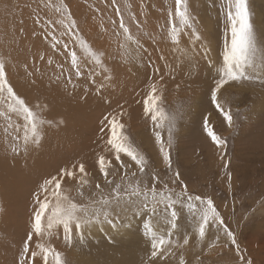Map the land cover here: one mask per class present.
<instances>
[{
  "label": "rangeland",
  "instance_id": "obj_1",
  "mask_svg": "<svg viewBox=\"0 0 264 264\" xmlns=\"http://www.w3.org/2000/svg\"><path fill=\"white\" fill-rule=\"evenodd\" d=\"M63 2L76 21L77 27L71 31L58 23L64 19L62 14L44 6L47 0H0V56L6 60L10 85L31 106L47 105L48 119L65 121L59 128L46 127L40 145H32L25 152L22 140L11 139L15 135L12 129L5 141L6 122L0 117V264H16L38 207L33 194L44 179L65 166L83 162L90 181L85 194L95 191L96 182L108 194L110 187L99 175L96 160L102 154L114 161L105 151L100 132L103 117L114 114L125 125L123 134L148 160L140 179L150 183L155 172L160 178L159 189L167 183L179 192L181 186L172 183L178 172L190 193L213 200L225 225L236 235L245 261L264 264V83L259 79L242 85L233 83L222 90L221 99L227 97L230 101L232 127L227 126L210 100L216 70L222 65L224 46L231 37L226 0H189L200 39L191 37L192 28L183 26L179 44L168 36V11L170 7L174 9V0ZM52 3L59 4L60 0ZM248 6L257 44L264 48V0H248ZM117 8L138 43L125 39ZM176 25L180 27L179 21ZM77 36L105 53L103 66H96L86 56ZM69 51L77 52L83 72L80 77L66 55ZM260 71L264 75V69ZM69 78L72 84L65 89ZM101 83L104 86L97 91ZM151 83L162 88L158 107L168 117L159 129H154L150 116L144 114V99ZM121 112L123 115H119ZM209 114L211 125L226 140V147H217L204 133L203 119ZM169 120L171 146L167 144ZM18 121L22 122V118L13 116L12 125H18ZM154 131L161 132L169 150L171 170L163 164ZM13 144L18 147L16 153L11 151ZM124 159L128 162V158ZM123 172L121 169L120 174L109 179L119 180ZM129 179L135 182V178ZM70 184L63 186L68 188ZM72 195L76 196L75 191ZM162 208L161 205L160 228L166 233L169 226ZM177 211L180 229L171 239L182 243L187 232L190 243L183 249L175 248L176 255L168 257V264H179L181 254L186 264H197V258L204 264H237L236 249L230 244L224 247L222 231L218 241L213 229L204 242H198L193 217L179 205ZM152 216L150 201L147 208L125 205V210L118 211L115 228L107 222L95 224L84 232L83 243L75 238L71 247L64 243L62 228L54 229L50 242L64 254L67 264H147L151 247L143 224ZM38 239L34 237L31 242L33 248ZM213 242L216 246L209 248Z\"/></svg>",
  "mask_w": 264,
  "mask_h": 264
},
{
  "label": "snow or ice",
  "instance_id": "obj_2",
  "mask_svg": "<svg viewBox=\"0 0 264 264\" xmlns=\"http://www.w3.org/2000/svg\"><path fill=\"white\" fill-rule=\"evenodd\" d=\"M112 2L115 4L116 0H112ZM174 5V9L170 7L168 11V36L170 39L175 44H179L181 27L187 26L192 28L191 37L199 40L200 36L194 28V17L189 10V0H174ZM44 6L64 16V19L58 23L63 25L66 30L71 31L77 27L76 21L72 18V14L63 0L55 5L52 0H47ZM226 9V20L231 37L230 41L225 43L222 65L217 68V77L214 78V86L210 89V100L227 126L232 127L234 118L230 101L227 97L221 99L222 90L233 83L242 85L257 79L264 83V75L260 71L264 69V48L257 44L250 20L248 0H226ZM116 14L121 16L119 28L123 30L125 39L138 43L126 26L119 8L116 9ZM176 21H179L180 27L176 25ZM36 23H39V20ZM53 39L55 40V37ZM76 39L86 56L96 66H103L102 58L105 53L94 50L82 37L77 36ZM55 43L59 44L60 42L56 41ZM119 46L123 48L124 44L120 43ZM64 47L67 48V45L65 44ZM66 55L70 56L71 66L76 69L75 75L77 77L83 75L77 52L69 51ZM209 62L211 63V61ZM49 63H51V58H49ZM93 75L95 74L93 73ZM106 79H110V77H106ZM56 81L59 82V77L56 78ZM92 82L95 83L94 80ZM68 84H72L71 78L66 81L65 89ZM103 86L101 83L97 91ZM158 92L160 95H157ZM158 102L162 103V88H159L157 83H151L144 99V114L150 116L154 129L162 128L163 122L168 119L162 108L158 107ZM0 105H4L0 108V117H3L6 122V127L3 129L5 141L9 140V130L12 129L15 131V135L11 136V139L22 140L25 152L32 145H40L46 127L59 128L65 123L63 119H48L45 115L47 105L37 103L35 106H31L14 91L7 78L6 60L2 56H0ZM119 115H123V113L121 112ZM210 115H206L203 119V131L217 147H226V140L218 135L211 125ZM13 116L21 117L22 122L18 121V125H12ZM101 125L100 132L103 134L101 139L104 140L105 151L110 154V157H114V161L111 158L106 159L105 155L101 154L98 155L96 164L99 175L109 185L110 191L105 194L101 183L96 182L93 186L95 191L85 194L84 189L90 185V181L87 178L89 173L83 162L74 163L71 167L65 166L56 175L44 179L39 185L38 192L33 194L38 207L33 212L31 230L23 241L16 264H36L38 260L41 264H67L64 254L53 247L50 242L55 235L54 229L62 228L64 243L71 247L76 242L75 238H79V242L83 243L84 232L95 224L107 222L115 228L118 211L125 210V205H142L147 208L149 201L153 216L143 224L144 234L150 238L151 247L147 264H168V257L176 255L175 248L183 249L189 245L190 239L187 232L183 234L182 243L171 239V236L178 233L180 229L177 205L186 208L189 215L193 217L192 228L198 242H204L208 233L213 229L218 233L216 236L218 241L219 233L222 231L226 238L224 247L230 244L236 249L239 258L237 264H252L251 259L245 261L236 235L225 225L221 213L211 198L190 193L187 185L180 180L178 172L175 173L172 183H178L181 186L179 192L170 189L167 183L164 184L163 189H159L157 181L160 178L155 172L151 175L150 183L143 182L140 177L147 170L148 160L123 134L125 125L120 122L118 115L114 114L111 117L105 115ZM153 134L163 164L168 170H171L170 153L165 147L161 132L154 131ZM105 137L106 139H104ZM172 143V124L169 120L167 144L171 146ZM11 151L16 153L18 147L13 144ZM125 157L128 158V162H125ZM224 167H228L227 162ZM112 169H115V172ZM121 169L124 172L120 175L119 180L109 179L110 176L115 177L120 174ZM129 176L135 178V182L129 179ZM229 179H231L230 174ZM69 182H71L70 186L65 188L63 185ZM73 191L76 193L75 197L72 195ZM161 205L163 206V219L169 226L166 233L160 228ZM34 237H39V239L33 248L31 242ZM45 238H47V242H45ZM215 246V242L208 245L209 248ZM179 264H186L183 254L180 256ZM197 264H204V262L197 258Z\"/></svg>",
  "mask_w": 264,
  "mask_h": 264
},
{
  "label": "bare ground",
  "instance_id": "obj_3",
  "mask_svg": "<svg viewBox=\"0 0 264 264\" xmlns=\"http://www.w3.org/2000/svg\"><path fill=\"white\" fill-rule=\"evenodd\" d=\"M101 227V226H100ZM91 229V228H90ZM90 229H88V230H90ZM100 230V229H99ZM92 231H93V229H92ZM91 233V232H90ZM109 233V232H108Z\"/></svg>",
  "mask_w": 264,
  "mask_h": 264
}]
</instances>
